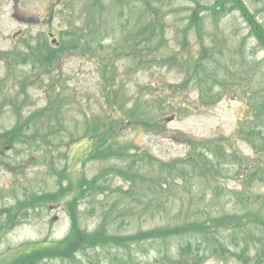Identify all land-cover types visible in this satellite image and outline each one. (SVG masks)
Wrapping results in <instances>:
<instances>
[{
	"label": "rangeland",
	"instance_id": "obj_1",
	"mask_svg": "<svg viewBox=\"0 0 264 264\" xmlns=\"http://www.w3.org/2000/svg\"><path fill=\"white\" fill-rule=\"evenodd\" d=\"M216 1L133 0L116 5L114 0H0L1 54H21L24 42L35 48L38 38L47 39L50 33L59 45L82 38L88 49L86 55L78 49L63 54L50 75L22 60L26 54L11 62V69L7 57L0 59V133L17 140L9 133L17 124L14 109L24 100L22 117L36 112L41 117L23 136L30 140L35 134L42 140L1 149L0 211L18 200L54 193L59 178L66 187V176L75 181L99 175L104 193L95 191L78 205L81 227L87 231L104 216L108 231L117 235L222 214L250 211L264 216V183L257 179L247 184L240 169L245 160L259 162L264 157L237 132L240 122L248 125L251 120L247 105L264 99V52L237 12L216 9L218 19L213 20L209 11ZM242 1L264 28V0ZM196 19L199 26H192ZM78 27L82 30L75 32ZM177 88L183 92L174 94ZM21 91L26 94H17ZM156 93L165 103L152 99ZM50 95L60 106L46 112ZM112 106L115 118L125 124L111 143L125 158L80 162L89 143L79 139L97 122L106 124ZM127 116L138 124L126 123ZM185 136L203 143L198 147L206 152L205 163L166 167L188 158L191 147L183 142ZM69 139L77 142L70 145ZM207 163L215 169L209 171ZM65 167L63 178L59 173ZM112 169L135 172L136 187L131 188L130 176L110 174ZM73 195L19 216L20 222L0 239V264H26L19 246L65 237L70 223L63 206ZM222 232L218 241L231 251L240 252L244 240L248 243L249 263L226 251L204 264H264L256 258L264 250V231ZM168 243L146 244L137 253L136 247L120 251L121 257L135 253L132 260L120 263L165 264L166 252L175 246ZM112 254L111 249H90L73 260L37 264H110Z\"/></svg>",
	"mask_w": 264,
	"mask_h": 264
},
{
	"label": "trees",
	"instance_id": "obj_2",
	"mask_svg": "<svg viewBox=\"0 0 264 264\" xmlns=\"http://www.w3.org/2000/svg\"><path fill=\"white\" fill-rule=\"evenodd\" d=\"M116 5H124L123 2L114 0ZM94 2H100V0H94ZM216 5L210 8V14L213 20L217 22L216 9L225 10L230 7L229 10H236L248 25L250 33L253 39L256 40L258 49L264 52V28L258 25V23L253 18L254 16L249 14L247 8L244 6L241 0H217ZM213 11V12H212ZM200 20H195L192 24L193 26H199ZM149 27L153 28L152 24ZM69 50L67 46L63 49L49 50L55 56L62 51ZM189 59V58H188ZM190 60V59H189ZM200 66L199 63L196 64V68ZM182 89L177 88L174 94H181ZM161 93L152 96V99H158L165 102ZM173 99V98H172ZM248 115L250 114V122L248 125L238 126L239 135H244V140L256 155L264 157L262 151H264V99L258 102L254 106L247 105ZM45 111V110H44ZM37 116L35 114L32 117ZM124 124L121 119L109 118L106 124H102V121L97 122L93 125L90 131H87L79 140H83L90 144V151L87 153L86 157H83L80 162H85L88 160H108L117 157L125 158V153L120 149H114L111 143L112 133L120 130L121 125ZM100 126V128H99ZM25 125H17L9 134H13L17 137L14 141L13 138H6V135H0V148H4L8 145H13L15 142L27 143V141L22 140V131ZM33 141H37V137L32 136ZM78 140V139H77ZM258 140V141H257ZM69 144H74L77 141L69 139ZM191 147L188 158L185 160L174 161L171 165L167 164L166 167L171 168L173 165H182L184 167H199L198 164H204L207 155L199 149L198 146H204L203 143H194L190 138L184 137V141ZM40 143V142H39ZM212 146V144H210ZM219 147V146H217ZM148 160L157 162L150 155H145ZM243 166L240 169L244 174L247 184H251L255 180L259 179L264 183V161L252 162L245 160ZM158 164V163H157ZM212 164V163H211ZM209 165V171L215 168ZM161 170L167 171V168L158 166ZM65 171L67 167L60 171V177H65ZM111 172L115 175L120 176H130L129 179L132 180L131 188L136 187V180L133 179V174L135 172H127L122 170L112 169ZM168 172V171H167ZM69 177V176H68ZM67 178L66 187L63 185L61 178L57 181V190L54 193H44L39 196H34L32 198L24 199V201H17L15 206L11 209L0 212V238L5 236L8 232L9 227L17 220L18 215L22 210L26 214L28 211L42 209L44 206L54 203L60 204L67 196L74 194L73 197L66 201L63 209L69 219L70 228L66 236L59 241H41L34 243H27L21 246L19 249L20 255L22 257L28 258L26 264H37L46 260H73L79 253H86L90 249H111L113 250L112 259L110 264H124L121 261L132 260V255L141 250V246L144 244L152 245L153 243H167L171 245L175 242L172 250L166 252L165 264H203L207 259L214 255L224 256L226 251L232 252V256L237 259H242L244 263L248 262L246 260L245 251L248 248V243L244 240L243 248L240 252L231 251L225 245H221L218 241V233L222 231H232L241 232L243 230L247 231H264V216H260L259 212L251 214L249 213L237 215V214H222L217 217H209L206 220H195L190 221V223H185L182 225L175 226H164L155 227L144 231L135 232L133 234L117 235L112 234L107 229L106 217L98 224V226L93 231H87L81 227V213H79V201L84 198L93 197L95 191L104 193L105 188L99 186V175L95 178L88 180L87 178L80 176L75 181ZM132 192H130L131 194ZM25 214V215H26ZM253 236H256V233ZM223 233V232H222ZM241 240V239H240ZM137 248L136 252L130 255H123L120 251H129L131 248ZM257 255V259L260 262L264 261V250H260ZM119 262V263H118ZM249 263V262H248Z\"/></svg>",
	"mask_w": 264,
	"mask_h": 264
}]
</instances>
